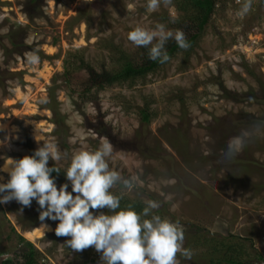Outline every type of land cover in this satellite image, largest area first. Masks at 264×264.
I'll list each match as a JSON object with an SVG mask.
<instances>
[{"label": "rangeland", "instance_id": "obj_1", "mask_svg": "<svg viewBox=\"0 0 264 264\" xmlns=\"http://www.w3.org/2000/svg\"><path fill=\"white\" fill-rule=\"evenodd\" d=\"M231 1L218 2L196 43L156 72L87 92L89 68L115 71L122 52L140 60V47L127 40L133 28L163 24L175 31L185 17L183 0L150 14L146 0H0V167L52 137L69 154L56 165L64 172L74 151L95 150L107 138L114 152L110 168L137 177L138 186L124 198L158 201L155 214L183 227L193 256L178 254L180 264H198L195 257L208 249H195L196 229L209 239L237 237L249 253L264 256V41L253 47L247 36L262 11L241 18ZM34 49L41 59L35 68L24 59ZM55 108L65 130L55 124ZM142 112L150 115L148 125ZM245 134L243 150L228 158L229 142ZM238 159L257 167L244 171L231 163ZM0 177V183L9 179L6 172ZM65 183L70 192L64 173L57 188ZM41 211L35 200L0 204V250L8 253L0 264L8 258L24 264L13 229L35 246L37 264H103L94 246L66 247L70 237L55 233L59 221H41Z\"/></svg>", "mask_w": 264, "mask_h": 264}, {"label": "clouds", "instance_id": "obj_2", "mask_svg": "<svg viewBox=\"0 0 264 264\" xmlns=\"http://www.w3.org/2000/svg\"><path fill=\"white\" fill-rule=\"evenodd\" d=\"M238 3L241 7L236 15L241 18L254 8V0H238ZM161 7L171 9L173 0H146L149 14ZM175 19L173 14L172 20ZM127 40L135 47L146 48L148 59L162 64L170 60L165 47L168 41H175L180 49L190 47L182 30L173 31L163 24L151 28L136 26L127 34ZM24 59L33 68L41 63L38 49L26 53ZM38 103L45 104L47 100L40 98ZM245 138L246 134L229 142L228 158L243 150ZM37 141L43 144L32 155L7 159L0 167V172L9 176L6 183H0V204L15 200L23 206H31L35 200L42 210L39 219L59 221L56 235L70 237L66 247L79 252L94 246L102 253L103 264H180L178 254L183 259H192V251L184 246L183 227L155 214L161 207L158 201H144L140 212L131 206L119 210L125 193L138 186L137 177L124 178L110 168L114 152L107 138H102L95 150L81 148L71 154L70 164L64 171L71 185L70 192L68 183L58 189L51 175L60 172L56 165L69 158L68 152L61 151L52 137H41ZM80 142L84 143L83 137ZM50 160L55 166H48ZM118 185L121 186L119 194L112 191ZM105 208L110 214H96L95 210Z\"/></svg>", "mask_w": 264, "mask_h": 264}, {"label": "trees", "instance_id": "obj_3", "mask_svg": "<svg viewBox=\"0 0 264 264\" xmlns=\"http://www.w3.org/2000/svg\"><path fill=\"white\" fill-rule=\"evenodd\" d=\"M220 1L221 0H183L180 10L185 14V17L174 25V29L182 30L187 42L190 45H193L205 32L206 27L219 4L218 2ZM165 47L170 60L183 50L172 40L168 41ZM139 55L140 60L135 61L132 57L122 52L118 60L119 68L115 71L103 70L102 72H98L89 68L88 79L90 89H88L87 92H91L93 89L103 91L128 82L134 83L139 79L146 78L149 74L156 72L168 63L162 64L159 61L149 60L148 50L143 47H140ZM52 111L54 113L53 116H55V124L58 128L65 130L64 118L60 116L61 114L58 108H55ZM141 114L143 125H148L150 122V115L146 112H142ZM231 163L240 164L239 166L243 170H247L251 165L257 167L256 162H250L249 160L238 159ZM51 175L55 177V182H57L60 177L64 176V172L60 169L59 173L54 172ZM130 206L134 208L135 211L140 212L145 204L123 198L121 200V209L119 210H124ZM108 214L110 213L108 212ZM203 232L202 229H196L198 236L194 244L195 249L199 247H208L205 253H201L195 257L198 264H264V256L257 251H255V253H249L248 248L241 243L242 239L233 236H231L229 240H218L215 238L209 239L206 238L208 235H203ZM13 233L17 236L19 246L24 248V251H22L21 254H18L17 257L21 256L20 258L24 260V264H37L39 254L35 246L20 236L15 229H13ZM188 248L190 250L192 249L191 247ZM253 249L254 245H251L250 250ZM7 254V251L0 250V257L6 256ZM2 264L16 263L15 260L8 258L3 261Z\"/></svg>", "mask_w": 264, "mask_h": 264}, {"label": "built area", "instance_id": "obj_4", "mask_svg": "<svg viewBox=\"0 0 264 264\" xmlns=\"http://www.w3.org/2000/svg\"><path fill=\"white\" fill-rule=\"evenodd\" d=\"M231 3H233L235 9H240L241 4L238 3V0H233ZM260 11L262 12L259 14L258 24L247 33L253 47L259 45L258 42L264 41V0H254V8L251 11V14H256Z\"/></svg>", "mask_w": 264, "mask_h": 264}, {"label": "bare ground", "instance_id": "obj_5", "mask_svg": "<svg viewBox=\"0 0 264 264\" xmlns=\"http://www.w3.org/2000/svg\"><path fill=\"white\" fill-rule=\"evenodd\" d=\"M7 1H14V0H7Z\"/></svg>", "mask_w": 264, "mask_h": 264}]
</instances>
